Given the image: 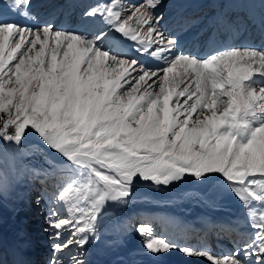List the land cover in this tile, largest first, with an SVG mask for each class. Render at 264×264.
Masks as SVG:
<instances>
[{"label": "snow or ice", "instance_id": "1", "mask_svg": "<svg viewBox=\"0 0 264 264\" xmlns=\"http://www.w3.org/2000/svg\"><path fill=\"white\" fill-rule=\"evenodd\" d=\"M160 3L99 0L83 13L92 30L77 31L6 19H28L32 0H3L0 142L19 149L35 136L61 158L52 198L59 207L46 217L54 253L82 252L137 180L168 186L216 176L251 229L239 246L218 256L157 238L140 224L145 249H178L209 264H264V46L185 53L161 30ZM49 264L65 261L54 255ZM71 264L83 261L72 256Z\"/></svg>", "mask_w": 264, "mask_h": 264}, {"label": "rangeland", "instance_id": "2", "mask_svg": "<svg viewBox=\"0 0 264 264\" xmlns=\"http://www.w3.org/2000/svg\"><path fill=\"white\" fill-rule=\"evenodd\" d=\"M40 1L32 0V4ZM84 1L83 12L79 16L71 17L64 22V27L59 28L77 31L92 30V22L83 13L99 0ZM140 1L121 0V3L131 5L139 4ZM165 1L159 5L161 11H158L157 15L164 16L174 8L173 14L176 16L179 14L177 10L181 3L190 2V0ZM2 2L3 0L1 4ZM59 4H61L60 0L50 1L44 6L43 13L53 11ZM34 15L38 14L34 13ZM61 17L60 13H56L49 23L56 26L60 23ZM232 22L235 23L234 19L228 17V23L220 26L221 29L229 28ZM121 43L125 50L135 55L131 52L130 45L124 41ZM148 62L151 63V61ZM60 159L35 136H29L19 149L14 145L9 146L0 142V183L4 185L3 190L0 191V262L2 264H13L8 256L9 249L24 252L25 248L30 249L29 252L39 250L37 258L29 259V264H49L54 255L62 258L65 264H71L72 256H78L83 264H97V261L105 264L106 260H112L115 257L131 259L133 264H158L160 254H152L145 249L146 237L137 231L140 224L151 226L153 235L157 238L171 241L180 247L197 246L194 248L197 250H204L201 248L222 250L227 247L233 251L239 246L245 234L251 231L247 226L242 205L228 191L224 182L216 176L203 183L187 179L168 186H155L152 182L137 180L127 203L112 204L108 208L97 226V239H92L82 252L72 246L63 253H54L53 245L57 241L53 237V230L49 227L46 217L50 209L59 207L52 198L57 190V181L53 177L55 170L61 167ZM24 198L27 200H22ZM26 202L27 204H24ZM144 207L150 209L152 213L147 216L141 215L140 209ZM61 213L65 214L63 209ZM201 215H208L211 225L222 223L225 226L230 225L232 229L227 230L235 233L225 236L211 232V237L207 236L204 231L205 226L199 225L203 223L199 219ZM175 217L181 221H189V224L185 228L177 226L174 223ZM192 230L196 232L194 236L191 234ZM117 231L120 233L118 234ZM3 233L15 238L20 235L29 244L27 247L19 246L20 242L5 245ZM111 237L118 238L113 242ZM66 238L67 233L62 236V239ZM95 247H98L97 251ZM44 248L48 251L40 252ZM26 262V260H20L18 264H28Z\"/></svg>", "mask_w": 264, "mask_h": 264}, {"label": "bare ground", "instance_id": "3", "mask_svg": "<svg viewBox=\"0 0 264 264\" xmlns=\"http://www.w3.org/2000/svg\"><path fill=\"white\" fill-rule=\"evenodd\" d=\"M1 1L2 0H0V4H1ZM50 1H53V0H41L37 4H32L33 5L32 6V14H31V16L28 19H23V18L14 16V15H11V14L7 15L5 18L9 19V20H14L15 22H17L19 24H27L29 26L38 24V22H39L38 21L39 20L38 16L40 14H42L43 10L45 9L44 6L47 3H49ZM62 1H63V4L60 5V7L56 8L53 12H55V11H57L59 9L65 8V6L70 3L69 0H62ZM132 1L133 2L137 1L138 2V0H132ZM164 1L165 0H162L160 4L162 5V3ZM236 1L237 0H228V1L227 0H190V2H186L185 1V2L181 3L180 7L177 10V12L179 10H181V12L179 13L178 16H175L173 14L175 12L174 8L172 10L168 11L166 14H164V16H162L163 20L161 21V25H160L161 30L164 32V34L166 36H168L170 38L173 37L174 35H176L175 37L178 38V41H179L180 45H182L183 43H187L189 41L192 44V42H194L196 40V38L191 33V31L196 30L198 25L200 24V22L203 21V18H201V15H200V13H201L200 10L202 11L204 9L203 11H205L206 13H208L210 15L213 14V13H216V15H218L217 11L214 10L215 3L216 4H222L223 5L222 14L218 16V23H219L220 26H223L224 24L228 23L229 13H230V15H232V13H235V15L236 14L239 15L243 11H245V14H246V13H248L249 9L252 7V5L250 7V4L253 1H250V0H247V1L246 0H242L243 2L240 1V0H238V2H236ZM79 2L80 1H78L76 4L78 5ZM126 2L128 3V1H126ZM140 2H142V0ZM84 3H85V1L81 3V7L78 8V9L72 7L71 4H69L66 7V9L69 6H70V8H68V10L65 11L64 20L67 19V12L71 8H73L74 15L76 14L77 16H79L82 13ZM127 3L125 4V6H127ZM165 3H166V1H165ZM128 5H130V4H128ZM259 5H260V8L263 9L264 0L263 1L260 0ZM159 7L160 6H157V8L155 9V14L156 15H157L158 11H161V9H159ZM0 10H2V9H0ZM53 12L48 11L45 14H42L41 15L42 19L41 20L44 22L45 21L44 17H47L49 15L51 16L53 14ZM34 13L38 14L37 17L34 15ZM168 15H170V16H168ZM253 16H255V14ZM195 17H196V19H195ZM249 20L250 19H248V22H246L244 19H242V23H241L240 26L243 27V26H245L247 24H251L252 22L255 21L254 20V21L251 22ZM263 21H264V18H263ZM60 25H58V26H60ZM190 27H192V29H189ZM209 27H210L209 23H205V22L202 23L200 29L198 30L200 32V35H205L206 33H208ZM165 28L169 29V32H172L174 34L172 35V34L168 33ZM229 29L230 30L233 29V26H231ZM254 29L255 30H254L253 36H246L244 40L243 39H241V40L229 39L227 41L229 46H231V47H241V46L242 47H258V48L264 46V43L262 45H260L262 42H264V37H262V35L258 37V35L261 33V24H258ZM167 34H169V35H167ZM124 42L131 46V42H129V41H124ZM194 45H195V42L193 43L192 46H194ZM224 47L225 46L221 42H218V39L215 38V36H214L207 43L206 51L204 53L202 52V53L198 54V56L207 55L208 53L213 52L216 49H223ZM191 48L189 49V51L191 50ZM194 50H199V48H193L192 51H194ZM22 200L25 201L27 199L24 198ZM24 204H27V202L24 203ZM145 209H148V208L144 207V209H140L142 211H140L139 213H141V215H144V216H147V215L152 213L151 211H149L150 209H148V210H145ZM26 210L29 211L28 209H26ZM134 218H135V213H134L133 219ZM199 219H200L201 222H203V223H201L199 225L205 226V230L204 231L207 233L206 234L207 236L211 237V232L212 233L214 232V233L219 234V235H225V236L235 233L232 230L231 231L227 230V229H232V227H230V225L225 226L223 223L222 224H216V225L212 224L211 225L210 224L211 223V221H210L211 219L208 217V215H201L199 217ZM174 223H176L177 226H181V227L185 228V226L187 227V225L189 224V221H181V219L175 217L174 218ZM108 227H110V226H108ZM235 228H236V225H235ZM112 230H114V229H112ZM214 230H218V231H214ZM117 233L119 234L120 232L117 231ZM195 233H196L195 230L194 231L192 230V233H191L192 236H194ZM133 234H135V233H133ZM3 236H4L5 245L11 244V243L20 242L19 246L21 245V246L27 247V245L29 244V242L25 238H23L22 236L20 237V235H18L17 238H15V237H11V236L5 235V233H3ZM227 237H230V236H227ZM117 238H112L113 242H115V239H117ZM229 239L230 238H228V240ZM95 243H96V241H95ZM186 245L190 246V244H186ZM195 247H197V246H194V248ZM96 248H98V247H95V249ZM5 249H6V247H5ZM201 249L208 250L211 253L218 254L219 256H221L222 254L226 255V254L232 252L227 247L223 248L222 250L216 249V248H201ZM29 251H31V250L30 249H26V248H25L24 252H21L18 249H9L8 250V256L12 260L13 264H18V262H20V260H26L27 261L26 263L29 264V262H28L29 259L37 258V253L39 252V250L34 251V252H29ZM42 251L46 252L48 250H47V248H44L40 252H42ZM95 251H97V249ZM116 256H118V255H116ZM159 257H160V259H159ZM159 257H158V264H209V262L206 259H204V258L186 256L183 253H181L178 249H173L170 252L162 253V254H160ZM104 263L105 264H133V261L131 259H118V257H115L112 260H106ZM97 264H100V261L99 262L97 261ZM101 264H103V263H101Z\"/></svg>", "mask_w": 264, "mask_h": 264}]
</instances>
